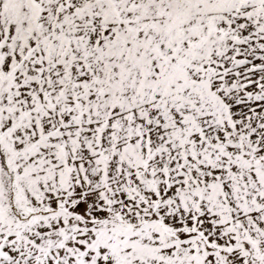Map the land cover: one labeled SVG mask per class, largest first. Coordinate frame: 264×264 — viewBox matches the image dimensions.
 <instances>
[{"label":"snow or ice","instance_id":"6c2138e0","mask_svg":"<svg viewBox=\"0 0 264 264\" xmlns=\"http://www.w3.org/2000/svg\"><path fill=\"white\" fill-rule=\"evenodd\" d=\"M0 264H264V0H0Z\"/></svg>","mask_w":264,"mask_h":264}]
</instances>
